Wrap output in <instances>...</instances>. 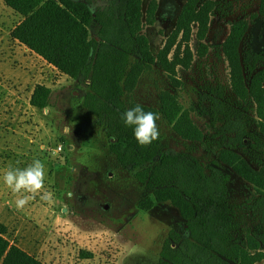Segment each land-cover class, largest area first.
Listing matches in <instances>:
<instances>
[{
    "label": "trees",
    "instance_id": "trees-1",
    "mask_svg": "<svg viewBox=\"0 0 264 264\" xmlns=\"http://www.w3.org/2000/svg\"><path fill=\"white\" fill-rule=\"evenodd\" d=\"M21 17L11 31L14 40L53 65L59 72L79 84H86L84 107L104 127L110 151L118 162L136 171V179L150 195L139 202L140 212H149L157 204H172L186 223L188 236L172 230L160 254L159 264H264V251L256 238L238 235L237 209L229 202V175L220 162L254 185L260 192L247 207L264 225V168L255 169L234 149L219 151L218 160L208 168L195 156L175 149L162 150L159 139L140 146L132 127L122 116L138 104L126 103V94L133 91L143 72L152 65L166 72L175 87L181 85L179 68L190 69L195 59L191 46L194 35L200 41L199 55L204 56L203 43L217 3L211 0H188L178 18L175 30L163 47L154 53L150 39L144 33L147 25L157 18L160 0H108L105 7L91 8L87 1L74 0H3ZM264 19V0L258 14ZM239 19L223 44L230 67L232 94L256 106L259 126L264 133V51L243 47L250 25L255 21ZM97 26L96 36L90 29ZM195 30H197L195 34ZM246 69L250 79L246 78ZM52 89L39 84L34 88L30 103L36 108L49 109ZM226 89L219 87L208 94L215 105H224ZM142 106V105H141ZM145 112L160 115L182 139L201 142L205 139L189 110L183 108L178 96L165 91L160 96V108L142 106ZM234 131L231 141L244 147L251 138L243 119L238 117L227 125ZM6 227L0 224V264H44L6 237ZM83 258L91 253L81 250Z\"/></svg>",
    "mask_w": 264,
    "mask_h": 264
},
{
    "label": "rangeland",
    "instance_id": "rangeland-1",
    "mask_svg": "<svg viewBox=\"0 0 264 264\" xmlns=\"http://www.w3.org/2000/svg\"><path fill=\"white\" fill-rule=\"evenodd\" d=\"M74 1H87L95 10L106 6L108 0ZM187 1L160 0L156 21L144 29L154 53L175 30ZM211 1L217 3V8L203 41L207 52L204 56L199 55L200 41L194 35L191 46L196 53L195 59L190 69L179 68L181 85L175 87L166 72L152 65L143 72L134 90L126 94V103L128 107L138 104L158 110L162 92L176 94L203 131L205 139L201 142L182 139L158 115V139L163 151L175 149L191 154L208 168L218 160L219 151L229 147L252 167L261 169L264 168V133L258 123L256 106L252 101H242L232 94L230 67L223 51L231 24L239 19L251 20L254 14L255 21L250 25L242 49L247 50L250 46L257 53L264 51V19L258 15L261 0ZM148 2H143L144 12ZM20 21L21 17L0 0V107L19 104L24 116V108L29 106L28 100L37 85L52 89L50 108H37L38 121L32 120L34 125L29 129L23 127L26 131L23 143L31 156L22 158L21 162L30 165L39 159L45 166V173L50 170L51 163H60L61 213L66 214L78 232H91L94 240L100 239L99 235L105 240L101 245L98 243L95 257L87 260L80 254L81 250L87 253L82 249L81 241L67 244L62 236L70 254L74 253L68 256V264H159L170 231L177 230L188 236L185 220L172 204H159L150 212H139V202L150 195L146 186L135 177L140 169L124 168L111 153L104 127L83 105L85 83L79 84L43 63L26 62L30 52L23 56L11 36ZM97 29V26L91 27V38L96 36ZM249 77L250 71L246 69L247 80ZM219 87L226 89L227 95L222 101L224 105L217 106L207 96ZM10 112L12 117L19 114L18 110ZM238 117L243 119L251 135L244 141V147L235 145L231 141L234 131L227 130L228 123ZM0 119H4L2 114ZM17 129L14 122L10 126L0 124V137L4 132L12 131L6 139L15 141ZM219 166L230 177L228 198L237 209L238 235L244 241L250 234L256 238L264 236V225L247 207V203L259 197V190L236 174L232 167L222 162ZM64 200L66 205L62 204ZM259 242L264 251V243L261 239Z\"/></svg>",
    "mask_w": 264,
    "mask_h": 264
},
{
    "label": "crops",
    "instance_id": "crops-1",
    "mask_svg": "<svg viewBox=\"0 0 264 264\" xmlns=\"http://www.w3.org/2000/svg\"><path fill=\"white\" fill-rule=\"evenodd\" d=\"M16 44H18L20 52H23V56H25L26 52H30L28 57L26 56V62L43 63L48 68L57 70L53 65L47 63V61L30 51L20 42L16 41ZM28 104L29 106L24 108V116H22L21 111L23 110L19 104L10 106L3 104L0 107V114L4 117V119H0V124L10 126L14 122L19 127V129L15 130V133H17L14 134L17 138L15 141L6 139L7 134L13 133L12 131L4 132L0 137V224L6 227V237L11 244L18 245L44 264H68V256L74 253L70 254L66 243L73 245L77 240L83 243L82 249H85L87 253H91L93 258L97 253L99 244L101 245L105 240H101L102 237L100 235V239L94 240V235L91 232H78L77 227L73 225L70 219H67L66 214L61 213L60 188L58 185L60 163H51L50 170L45 173L44 191L52 193L53 201L51 203L41 199V192L33 196L23 210H18L15 205L17 196L3 183L4 169L9 166L23 169L29 165L21 162L22 158L31 156L25 149V143H23L26 140L24 128L29 129V127L34 125L32 120L38 121V119L36 117L37 108L31 105L30 99ZM12 109L13 111L18 110L19 114H14V117L10 116ZM47 163H49V160ZM21 195L24 194L22 193ZM62 204L66 205L67 201L64 200ZM62 236L66 238V243H64ZM86 259H91V257Z\"/></svg>",
    "mask_w": 264,
    "mask_h": 264
},
{
    "label": "clouds",
    "instance_id": "clouds-1",
    "mask_svg": "<svg viewBox=\"0 0 264 264\" xmlns=\"http://www.w3.org/2000/svg\"><path fill=\"white\" fill-rule=\"evenodd\" d=\"M157 118L153 112H145L141 105L126 110L122 116L125 125L133 128L140 146L150 145L158 139ZM2 179L6 187L17 196L15 205L18 210H23L37 193L42 192V200L48 203L53 201L52 193L44 191L45 166L39 159L23 169L9 166L3 170Z\"/></svg>",
    "mask_w": 264,
    "mask_h": 264
},
{
    "label": "flooded vegetation",
    "instance_id": "flooded-vegetation-1",
    "mask_svg": "<svg viewBox=\"0 0 264 264\" xmlns=\"http://www.w3.org/2000/svg\"><path fill=\"white\" fill-rule=\"evenodd\" d=\"M107 5H108V1H107ZM107 5H106V6H107ZM104 7H105V6H104Z\"/></svg>",
    "mask_w": 264,
    "mask_h": 264
},
{
    "label": "water",
    "instance_id": "water-1",
    "mask_svg": "<svg viewBox=\"0 0 264 264\" xmlns=\"http://www.w3.org/2000/svg\"><path fill=\"white\" fill-rule=\"evenodd\" d=\"M46 110H48V109H46Z\"/></svg>",
    "mask_w": 264,
    "mask_h": 264
}]
</instances>
